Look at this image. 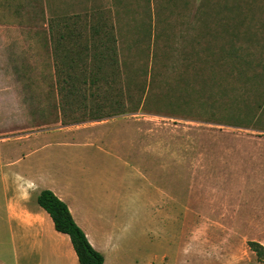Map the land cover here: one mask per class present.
<instances>
[{
    "label": "rangeland",
    "instance_id": "rangeland-1",
    "mask_svg": "<svg viewBox=\"0 0 264 264\" xmlns=\"http://www.w3.org/2000/svg\"><path fill=\"white\" fill-rule=\"evenodd\" d=\"M56 18L76 25L83 45L93 26L92 48L116 51L101 63L121 74L69 92L67 76L83 84L80 68L90 61L77 52L78 68L59 76L58 65L68 61H59L50 45L49 21ZM117 99L139 109L114 118L154 116L162 135L161 171L183 175L168 190L176 212L161 217L176 244L152 255L166 253L167 264H248L250 230L230 225L236 211L256 203L255 194L264 195V175H254L264 156L238 148L264 141V0H0V191L14 186L12 162L26 156L27 135L77 128L72 120L85 118L87 108H108ZM68 102L75 106L65 110ZM95 132L128 140L119 123ZM145 139L143 153L152 155ZM55 145L47 167L52 178L88 172L75 171L74 148ZM170 156L177 164H165ZM96 165L109 167L100 159ZM189 237L195 251L187 250ZM9 240V229H0V241Z\"/></svg>",
    "mask_w": 264,
    "mask_h": 264
},
{
    "label": "crops",
    "instance_id": "crops-1",
    "mask_svg": "<svg viewBox=\"0 0 264 264\" xmlns=\"http://www.w3.org/2000/svg\"><path fill=\"white\" fill-rule=\"evenodd\" d=\"M153 117L135 113L82 123L77 128L66 126L27 135L26 156L12 162L14 186L0 191V229L7 227L10 231L9 243L0 241V264H80L70 237L56 231L50 215L38 203L44 190L53 191L67 204L90 244L103 255L104 264H167L166 253L152 254L161 252L162 245H168L164 248L167 252L176 244L177 235L171 234L172 227L163 223L161 217L163 213L176 212V197L168 190L183 175L161 171V128H156ZM110 123L122 124L128 134L126 142L125 137L122 141L115 133L107 138L95 132L101 124ZM69 135L66 142L55 140L56 145L49 140L50 136L66 139ZM147 135L148 146L154 150L152 155L143 153ZM54 145L74 148V161L78 163L75 171L88 172L52 178L47 167ZM238 148L256 149L257 158L264 156V141ZM99 159L109 163V167L96 165ZM164 159L169 166L178 162L177 156ZM113 168L115 172L111 171ZM255 170V176L264 175V166ZM255 195L256 203L242 212L236 211L230 226L249 229V242L264 246V195ZM188 240L187 250L195 251L191 238ZM248 248L249 263H256V254ZM8 250L13 252L11 259L5 256Z\"/></svg>",
    "mask_w": 264,
    "mask_h": 264
},
{
    "label": "trees",
    "instance_id": "trees-1",
    "mask_svg": "<svg viewBox=\"0 0 264 264\" xmlns=\"http://www.w3.org/2000/svg\"><path fill=\"white\" fill-rule=\"evenodd\" d=\"M92 27H90V31L86 36V43L85 45H83L82 43H80L81 36L76 32V25H74V27H71V25H69L67 22L61 21L58 18L49 21L48 32L51 36L50 45L52 47H55L56 57L59 59V61L62 58L68 61L67 65H64V67V62L63 64L61 63V67L58 65L59 76L60 74H63V70H75L78 68V60L76 58L78 57L76 56L77 52L87 53V60L90 61L89 66L80 68L82 71L83 84L80 83V80L77 78V76H67V78L65 79V83L69 86V92H71L72 90L78 91L80 89H83L81 85H83L84 87H87L88 85L90 86V88H96L100 82V77H104V79L108 81L109 77L111 78L110 75L118 76V74H121L119 68H114L115 65H113L112 68L106 69V65H103L101 63L108 58V55L110 53H113L112 55L115 56L117 52H112L109 50H107L109 52H106L105 50L107 48H105V45L102 46L101 51L92 48V44L95 40L93 31L94 28ZM115 58L116 57H110V60L117 62V59ZM96 60L100 63H96L95 66V64L93 65V63H95ZM62 89L67 88L66 86H63ZM121 94L124 95L123 91ZM95 98H98L96 94ZM84 101H88V99L84 98ZM84 101L81 104L82 107H85ZM94 104V108H87V106L85 107L87 109H92L86 110L91 112L85 113V115H87L85 118L80 120L73 119L72 122L76 124H82L85 122L84 120L88 121V119H90V122L104 121L114 118L117 115H124L129 111H135L139 109V104L135 108L130 109L128 107V104L124 103L123 99H117L113 101V106H107L108 108H106L103 104ZM66 105L68 109H72L75 106V104H71L68 102L63 106L65 110ZM38 203L50 215L56 231L66 234L70 237L80 264H104L103 255L97 252L90 244L86 234L75 222L69 210V207L65 202L58 198L53 191L44 190L38 196ZM248 245L257 256V262L249 264H264V246L257 242H249Z\"/></svg>",
    "mask_w": 264,
    "mask_h": 264
}]
</instances>
